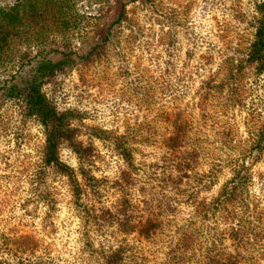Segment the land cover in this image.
I'll return each instance as SVG.
<instances>
[{"label":"rangeland","instance_id":"obj_1","mask_svg":"<svg viewBox=\"0 0 264 264\" xmlns=\"http://www.w3.org/2000/svg\"><path fill=\"white\" fill-rule=\"evenodd\" d=\"M151 1L155 2L154 12L146 13L137 3L126 7L131 30H124L117 48H108L93 62L55 76L41 90L57 112L70 115L68 123L75 141L93 149L92 173L96 178L110 181L121 169L122 163L112 151L117 139L125 137L126 147L134 150L135 165L144 169L146 178L148 165L169 153L165 139L174 131L180 133L183 149L194 148L199 158L191 163L175 220L178 224L190 211L189 199L214 197L236 165L249 166L251 182L243 199L246 211L233 214L231 223L236 228L237 219L242 217L241 245L225 240L224 253L237 255L239 264H264V180L257 176L263 172L264 151L256 155L250 145L264 121V78L246 67L234 75L227 90L212 88L208 79L221 55L241 58L252 40L249 22L261 0ZM7 2L0 0V4ZM89 3L70 5L79 19L82 37L91 33L96 22L93 9L97 1ZM215 80L214 85L218 83ZM103 132V139L93 135ZM42 144L40 125L20 115L11 102L2 103L0 218L22 210V202L32 189ZM59 159L75 170V157L64 145ZM140 176L138 179L145 182ZM42 180L40 189L56 202L52 225L38 230L35 239L42 245L51 244L49 251H59L63 264H97L92 251L77 242V207L66 179L47 171ZM42 208L34 204L25 207L36 215ZM234 208L238 210V204ZM36 220L29 219L27 233L37 228ZM17 230L21 233L24 229ZM113 237L115 243L121 241L138 253L130 264L166 263L165 238L148 244L135 233ZM191 248L181 264H197L200 248L195 243Z\"/></svg>","mask_w":264,"mask_h":264},{"label":"trees","instance_id":"obj_2","mask_svg":"<svg viewBox=\"0 0 264 264\" xmlns=\"http://www.w3.org/2000/svg\"><path fill=\"white\" fill-rule=\"evenodd\" d=\"M7 1L0 4V63L4 62L0 64V108L2 103L11 102L20 115L34 119L42 128L43 144L32 189L27 200L22 202V210L18 216L11 212L0 218L4 229L0 232V264H63L59 251H49L51 244L42 245L35 239L38 230L44 231L52 225L56 200L40 189L47 171L66 179L70 197L77 207L80 225L77 242L84 250L92 251L97 264H130L129 260L138 253L131 252L132 247L121 241L115 243L113 235L132 233L148 244L165 238V264H181L180 261L192 252L194 243L200 248L197 264H239L237 255L224 253L223 242L241 245L242 217L237 219L236 228L233 229L231 223L236 213L242 215L246 211L243 199L251 182L249 166L236 165L214 197L189 199L190 211L178 224L175 220L181 196L188 186L191 163L199 158L194 148L183 149L180 133L174 131L165 139L164 147L169 153L160 162L148 165L146 178L144 169L135 165L134 150L126 147L125 137L117 139L112 151L121 161V169L110 181L96 178L92 173L93 149L75 141L68 123L70 115L57 112L41 90L55 76H64L78 65L93 62L108 48H117L124 30H131L126 12L128 5L137 3L148 13L155 11V2ZM90 1H97L93 9L96 22L91 33L82 37L78 33L79 19L70 5L78 2L91 5ZM255 14L249 22L253 35L248 47L239 59L220 56L216 69L208 77L212 88L227 90L234 75L246 67L264 78V0L256 4ZM215 79L216 85L213 84ZM104 134L101 137L93 133L102 139ZM61 145L74 155L75 170L59 159ZM250 145L256 155L264 151V121ZM262 171L257 175L261 181L264 168ZM140 174L145 182L138 179L142 178ZM200 183L205 186L203 181ZM82 199L85 204L80 203ZM33 204L43 207L37 215L25 209ZM235 204H238L236 211ZM31 218H37L38 222L33 229L36 231L28 229L29 234L26 226ZM18 227L24 230L20 233ZM110 228L114 232H109ZM74 262H78L77 259Z\"/></svg>","mask_w":264,"mask_h":264}]
</instances>
